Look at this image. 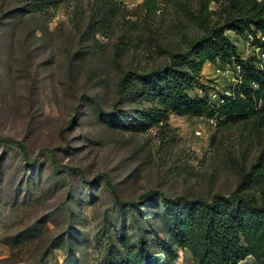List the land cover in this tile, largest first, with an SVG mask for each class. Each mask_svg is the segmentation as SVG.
<instances>
[{
    "label": "rangeland",
    "instance_id": "1",
    "mask_svg": "<svg viewBox=\"0 0 264 264\" xmlns=\"http://www.w3.org/2000/svg\"><path fill=\"white\" fill-rule=\"evenodd\" d=\"M31 3L0 0V136L24 145L0 141V264H194L166 233L164 196L264 201V183L244 182L264 148L258 112L217 126L170 112L145 131L112 118L152 105L120 93V79L164 67L202 34L189 14L198 0H65L53 16ZM226 3L211 2L214 19ZM228 35L240 58L264 62L249 32ZM219 63L203 65L191 94L232 83Z\"/></svg>",
    "mask_w": 264,
    "mask_h": 264
},
{
    "label": "trees",
    "instance_id": "2",
    "mask_svg": "<svg viewBox=\"0 0 264 264\" xmlns=\"http://www.w3.org/2000/svg\"><path fill=\"white\" fill-rule=\"evenodd\" d=\"M62 1L65 0H32L31 7L53 16ZM212 1L198 0L197 6L189 11L202 34L192 39L184 51H170L169 63L138 79H133L130 72L120 79V93H139L152 105L137 111L136 116L121 112L112 122L134 131H145L165 121L170 112L213 116L210 93L199 95L190 91L204 64L235 60L243 64L246 72L243 82L221 107L223 118L236 121L256 111L260 122L264 123V67L240 58L238 44L228 35V31L249 32L264 49V0H227L217 19L213 18L217 11L211 7ZM210 86L214 88L212 83ZM0 141L17 143L24 149L23 143L14 138L0 136ZM105 177L109 180L108 175ZM244 182L249 186L264 183V148L245 174ZM155 192L144 194L142 199L150 200ZM164 203L166 233L172 244L191 250L194 264H239L249 255L256 258L257 264H264V201L243 193H231L216 194L211 199L164 196ZM171 249L172 245L168 246L167 250ZM165 258H149L147 264H170L168 257ZM139 263L145 264L139 259L131 262Z\"/></svg>",
    "mask_w": 264,
    "mask_h": 264
},
{
    "label": "built area",
    "instance_id": "3",
    "mask_svg": "<svg viewBox=\"0 0 264 264\" xmlns=\"http://www.w3.org/2000/svg\"><path fill=\"white\" fill-rule=\"evenodd\" d=\"M263 49V48H262ZM264 54V50H263ZM219 65L216 66V73L225 75L231 70L234 73L232 77L233 81L231 84L224 87H216L210 90V100L214 106V114L209 117V121L212 125L217 126L220 120L224 117L221 111V107L226 104L230 99V96L234 94V89L237 85L243 82V77L246 69L243 68V64L233 60V62H222L219 60ZM258 67H264V62L261 61L260 64H256Z\"/></svg>",
    "mask_w": 264,
    "mask_h": 264
}]
</instances>
